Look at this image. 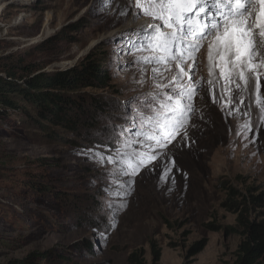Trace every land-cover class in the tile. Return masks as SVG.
<instances>
[{
    "label": "rangeland",
    "instance_id": "obj_1",
    "mask_svg": "<svg viewBox=\"0 0 264 264\" xmlns=\"http://www.w3.org/2000/svg\"><path fill=\"white\" fill-rule=\"evenodd\" d=\"M152 23L135 0H0V57L13 54L59 71L94 52L111 74L109 87L85 89L105 102L103 110H91L96 125L82 127L76 140L48 137L15 112L0 115V264L45 251L50 256L42 264H131L137 249L146 264H155L152 243L161 249L158 264L234 262L243 237L227 229L236 227L237 214L221 207L226 193L218 184L264 190V111L256 104L257 95L264 102V77L259 93L249 81L239 103L215 50L208 59L209 36L195 61L184 65L200 84L187 136L167 149L157 146V161L131 175L128 162L135 164V151H144L135 143L124 147L125 140L143 139L129 135L141 130L133 124L137 110L146 99L164 102L165 92L175 105L176 93L189 84L173 80L175 63L158 77L151 68L165 65L137 62L163 55ZM187 103L181 100L180 107ZM249 121L250 129L243 127ZM150 127L145 121L142 130ZM89 149L113 162L97 163L85 154ZM164 165L171 169L167 179ZM202 240L204 249L191 255Z\"/></svg>",
    "mask_w": 264,
    "mask_h": 264
},
{
    "label": "snow or ice",
    "instance_id": "obj_2",
    "mask_svg": "<svg viewBox=\"0 0 264 264\" xmlns=\"http://www.w3.org/2000/svg\"><path fill=\"white\" fill-rule=\"evenodd\" d=\"M135 6L142 8L145 16L157 22L149 24L148 27L154 29L156 47L163 53L151 59L138 57L137 62L142 59L145 64L155 62L157 65H165L164 68H151L154 76L158 77H162L164 71H171V66L175 63L179 72L173 80L177 77L187 78L189 84L176 93L175 105L167 103L173 96L165 92L164 102L156 104L154 100L146 99L143 107L137 110L139 123H136L134 118L133 124L141 130L130 132L129 135L143 139L125 140L124 147L130 148L135 143L144 151H135V164L128 162L131 175L138 174L141 168L157 161V146L167 149L176 137L184 139L187 136L184 129L190 118L189 113L194 110L193 100L200 84L192 82L189 75L192 68L189 65V71H185L184 65L189 60L195 61L194 53L203 47V41L209 36L213 39L208 43V59H213L215 50L221 62V74L226 81L232 83L239 103H244L239 97L247 91L249 81L253 82L255 91L259 93L260 79L264 77V0H145L144 3L142 0H135ZM146 70L141 69L142 72ZM237 79L242 81L243 85L235 83ZM156 95L161 96L159 92ZM183 99L188 103L181 108ZM256 104L264 111V102L258 95ZM144 108L148 109L147 113ZM235 111L239 114L240 110ZM145 121L151 126L148 132L142 130ZM250 124L251 121L243 127L250 129ZM85 154L100 164L105 161L113 162V157L106 156L102 151L89 149ZM116 154L119 156V149ZM171 163L174 165L175 161L172 160ZM162 171V178L167 179L171 169L164 165ZM123 174L129 175V172L124 171Z\"/></svg>",
    "mask_w": 264,
    "mask_h": 264
},
{
    "label": "trees",
    "instance_id": "obj_3",
    "mask_svg": "<svg viewBox=\"0 0 264 264\" xmlns=\"http://www.w3.org/2000/svg\"><path fill=\"white\" fill-rule=\"evenodd\" d=\"M45 67L13 54L0 57V115L15 112L24 121L46 131L48 137L76 140L82 127L96 125V114L91 110H103L105 102L101 94L85 89L109 87L110 71L94 52L66 70L47 71ZM218 187L226 193L221 207L237 214L236 227L227 229L243 237L232 264H264V190L255 186L243 190L229 180H222ZM166 223L172 227L169 221ZM208 226L220 229L213 223ZM205 245V240L196 242L190 254L196 255ZM152 252L154 263L158 264L161 249L152 243ZM142 255V250H134L128 257L129 262L146 264ZM49 256L50 251L34 252L25 259L14 260L13 264H42Z\"/></svg>",
    "mask_w": 264,
    "mask_h": 264
},
{
    "label": "bare ground",
    "instance_id": "obj_4",
    "mask_svg": "<svg viewBox=\"0 0 264 264\" xmlns=\"http://www.w3.org/2000/svg\"><path fill=\"white\" fill-rule=\"evenodd\" d=\"M183 149H184V148H183ZM183 149H182V150H183ZM177 152H178V151H177Z\"/></svg>",
    "mask_w": 264,
    "mask_h": 264
}]
</instances>
